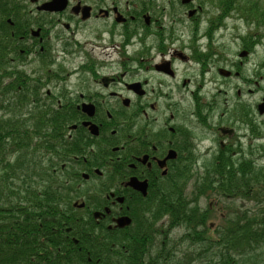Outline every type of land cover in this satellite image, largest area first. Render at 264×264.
<instances>
[{
  "label": "flooded vegetation",
  "instance_id": "flooded-vegetation-1",
  "mask_svg": "<svg viewBox=\"0 0 264 264\" xmlns=\"http://www.w3.org/2000/svg\"><path fill=\"white\" fill-rule=\"evenodd\" d=\"M229 10L227 0H0V97L14 87L25 117L45 102L43 113L59 115L51 129L63 146L44 159L97 231L150 227L153 242L173 236L179 246L180 225L133 231L116 221L162 212L179 196L202 211L205 197L212 244L240 229L227 222L229 202L258 201L255 110L216 113L228 82L245 84L251 56ZM236 42L241 55L230 57Z\"/></svg>",
  "mask_w": 264,
  "mask_h": 264
},
{
  "label": "trees",
  "instance_id": "trees-1",
  "mask_svg": "<svg viewBox=\"0 0 264 264\" xmlns=\"http://www.w3.org/2000/svg\"><path fill=\"white\" fill-rule=\"evenodd\" d=\"M236 5V9L242 10L246 20L258 24V31L263 35L264 3L253 0H243L242 3L241 0H236ZM10 102L0 100V111L5 112L4 117H0V264L163 262L162 257H165L168 250L166 246L161 248L155 258L147 259L149 250L153 248H149L148 237L145 242L138 241L137 235L122 239L105 237L100 240L105 241L104 244L87 238V234L92 232L91 225L73 212V197L65 191L63 183L58 181L53 172L54 166H49L41 154L44 149L51 151L49 144L58 141L54 134H48L55 123L48 126L47 117L38 112L32 118V131L29 126L30 131L25 132V143L22 144L13 116H16V111ZM16 120V124L22 122L21 119ZM35 141L36 144H33ZM257 178L264 190V171ZM189 207L188 200L179 196L170 199L163 212L172 221L177 219V222L186 226L204 225L206 214ZM160 213H154L151 217L157 219ZM69 227L72 228V234L65 231ZM234 230L227 231L229 234L222 241L226 251H215L216 260L212 264H264V259L256 255L264 246V226L254 232L244 230L242 237L241 231ZM68 235L80 236V247L73 245L67 239ZM201 235H204V231H199V236L191 232L189 240L192 243L200 242Z\"/></svg>",
  "mask_w": 264,
  "mask_h": 264
},
{
  "label": "rangeland",
  "instance_id": "rangeland-1",
  "mask_svg": "<svg viewBox=\"0 0 264 264\" xmlns=\"http://www.w3.org/2000/svg\"><path fill=\"white\" fill-rule=\"evenodd\" d=\"M228 4L231 6L233 4L232 0H227ZM233 28H237L238 31L235 32L234 34H232L233 36H240L242 39H244V36L246 35L247 32V28L245 27V25L242 22H238L237 26L233 27ZM231 40V39H229ZM260 41H257V43H259ZM239 43L236 42L235 46H231L228 45V49H229V54L230 57L231 56H237V54L240 56L241 55V51H242V47H239ZM251 46H248L247 48L249 49ZM254 51V49H253ZM264 48L259 47L255 54L254 52L251 53V56L249 55L248 57L245 58V62L249 63L247 64L246 68H245V78H244V85H242L240 82H238L237 80H233L228 82L227 87L223 88V90L228 91V95L223 94L217 102V108H216V113L217 114H221L227 107L228 110L232 111L233 106L235 107V110L238 109L239 111L241 110V108L243 107L246 111V115L250 112L251 114L253 113L252 111L255 110V113L252 115V118L257 119L260 121V126L258 127V129H256L257 134L259 135V137H261V140L259 141L260 144H256L255 145V153H256V160H257V165L259 166V169L261 171H264V114L262 116H257V108L264 103V71H260V69L263 66H261L260 64L264 61ZM43 71H41L42 73ZM253 73V76H251ZM247 76H250L249 79L247 80ZM259 77V78H257ZM254 82H257L260 84V88H253ZM14 88V87H13ZM250 88V89H249ZM237 90H240L241 93V98L238 97L237 95ZM260 90V92H259ZM9 94L6 95V97L3 98L4 103H7L8 101H11V105L14 107V111H16V116L15 114H13L14 116V121H15V126L17 127L16 132H18V128L20 131V135L21 137H19L20 141L23 143H25L24 140V133H23V129L26 130L28 128V123L29 120L27 119V122L25 123L24 119H22V117H19L17 112L19 113H27L26 111L23 112L22 108L25 102H14V95H13V89H10V91H8ZM259 92V93H258ZM6 93V91H5ZM4 93V94H5ZM227 99V104L225 103V100ZM30 100V99H29ZM26 101V100H25ZM31 101H29L28 103H30ZM43 106H49V103H43V105H37V108H41L44 109ZM3 111V110H2ZM4 112V111H3ZM3 112H0V116H3ZM5 113V112H4ZM51 117H54L55 114L52 113H48ZM46 117V116H45ZM16 119H21L22 122L19 124L17 123ZM228 126H232L230 122L225 123ZM221 125V124H216ZM241 126V125H240ZM237 129V127H235ZM240 129V127H239ZM238 131V129H237ZM246 131H244L245 133ZM51 134V132H49ZM59 143L57 142L55 144V146H58ZM244 150H246V152L244 153L245 156H247L250 152L249 150L245 147ZM2 157V156H1ZM0 170H1V166H0ZM58 181L60 183H63V186H65L64 181H61V179H59L57 177ZM259 191L260 196L258 198V201L255 204H247V202H250L253 200V198H245L244 203L242 202H238V201H233V202H229L232 204H229L228 207L229 209L236 211L235 215H230L227 219L228 224H230L232 227L234 226H238L240 229H235V231H241L240 232V237L244 236L242 235V232L244 230H253V232L259 228H261V226H264V203L262 204V206H257L258 204L262 203V201L264 202V190L260 184V189ZM225 205V203H223ZM197 205L200 209H202V212H204L203 210L206 208L207 206V201L205 199V197H198L197 198ZM76 214H79L80 216H85L86 212L83 210H78L76 212ZM146 218V215L144 216V219ZM147 219V218H146ZM145 219V220H146ZM144 222H150L152 220V217L149 221H145ZM152 223V221L150 222ZM246 223V224H245ZM228 230H232L233 229H227L224 232H221L220 237L217 235V238H220V242L221 244H216L217 247L212 246L211 244H209L210 248H214V253L215 251L219 250L221 253H224L226 251V249L222 246V241L224 238L227 237V235L229 234L227 231ZM100 234V232H98ZM102 234L106 233V235H108L109 233L107 231H102ZM184 233V230L179 231V236L182 237ZM79 239H82L80 236L78 237V235L76 236ZM113 238V237H112ZM109 239V238H108ZM97 240V237H96ZM175 237L170 236L169 239H167V241H169V245H170V249L175 251V254L173 257V259L175 260H183L186 263H194V264H204V262L201 260L200 255L199 254H195L193 252V248L194 250L197 249V247H191L189 248L187 244L184 245H175L176 241ZM174 241V242H173ZM98 244H104L105 241H100L98 240L97 242ZM240 243V242H239ZM111 248H113V246L110 243H107ZM180 244V243H179ZM156 246V245H155ZM161 243L158 244V247L160 248ZM173 246H175L173 249ZM158 248V249H159ZM217 251V252H219ZM193 252V253H192ZM191 254V256H188L189 258L185 259L186 256L185 254ZM234 253V252H233ZM257 256L259 255L260 257H262V260L264 259V246H262V249L258 251V253L256 254ZM158 264H163V262H159ZM171 264H173L171 262Z\"/></svg>",
  "mask_w": 264,
  "mask_h": 264
},
{
  "label": "bare ground",
  "instance_id": "bare-ground-1",
  "mask_svg": "<svg viewBox=\"0 0 264 264\" xmlns=\"http://www.w3.org/2000/svg\"><path fill=\"white\" fill-rule=\"evenodd\" d=\"M157 213H160V212H157ZM97 214H99V213H97ZM164 215H165V212L164 213H160V215H159V217L157 219H153L152 218V223L151 224H153V226L156 229L161 228L162 223L165 222V221H167L170 226L172 224V225H180L182 227H185V224L177 222V219H173V221H172V219H170V216L169 217H164ZM147 216H146L147 219L145 218L146 220L145 219L141 220L142 223L144 222V220L145 221H149L151 219V214L150 213H148ZM120 225L121 224L117 225V227L121 228ZM91 229H92V232H90L89 235L94 236L95 233H96V227L94 225H91ZM191 229L192 228H190L189 230L184 231V233H183V235L181 237V240H183V241L189 240V235L191 234V232H193V229L192 230ZM152 234H153V230H150L149 232L141 230L139 233H137L138 241L145 242L147 237L152 236ZM162 240H164V239L156 240L155 241L156 246H153V248L150 249V250H149V248L151 246L148 248V250H149L148 257L149 258H155L157 256V254H159L161 252V249H158L159 248L158 247L159 243H161V244L164 243L163 245H169L170 244L169 241H167V240L162 241Z\"/></svg>",
  "mask_w": 264,
  "mask_h": 264
},
{
  "label": "water",
  "instance_id": "water-1",
  "mask_svg": "<svg viewBox=\"0 0 264 264\" xmlns=\"http://www.w3.org/2000/svg\"><path fill=\"white\" fill-rule=\"evenodd\" d=\"M260 110H261V113H263V111H264V105L261 106ZM126 222H129V220H122V221H119V223L121 224L120 227H121V228H122V227H125V226L127 225Z\"/></svg>",
  "mask_w": 264,
  "mask_h": 264
}]
</instances>
